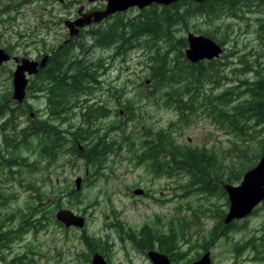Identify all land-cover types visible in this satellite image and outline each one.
Masks as SVG:
<instances>
[{
  "label": "rangeland",
  "instance_id": "374dc122",
  "mask_svg": "<svg viewBox=\"0 0 264 264\" xmlns=\"http://www.w3.org/2000/svg\"><path fill=\"white\" fill-rule=\"evenodd\" d=\"M255 0H246L250 2L251 7L246 8L245 13L246 19H234V18H217L212 21L206 19L198 13L189 15L185 19L189 21L188 28L191 31L195 30H214L221 38H225L224 43L226 44L227 54L222 60L221 68L222 75L226 76L225 80H222L219 86H215L214 82H210L208 78H203V85L206 88H214L215 93L223 91L225 88L238 84L239 78L242 74L240 67L239 56L247 54L246 58H250L254 61L257 56L263 57L264 60V29L261 31V38L258 37V32L262 28V21H264V5L254 7ZM58 2V1H57ZM8 13H2L1 17L7 18V23H2L5 26L0 27V31L5 33V38L10 39L15 44L14 50L21 52L22 54H28L37 56L38 50L35 47H40L38 35L30 33L28 37L19 36V31L26 28H36L39 26L48 25L50 19V12L46 11L45 6L48 8H54L59 13L64 14H75L76 9L81 4L76 5L77 7L70 13L62 11L61 5L56 3V0H49L48 2L43 1H32L31 0H0V6L3 4H9ZM87 5V4H86ZM66 8V7H65ZM70 10V8H68ZM191 9L187 4L181 7V10ZM152 10V9H151ZM162 11V8H158ZM142 12L138 9L130 10L125 18H133L139 16ZM124 18V17H123ZM185 24L181 21L175 26L177 28L175 36L181 38L187 32L184 28ZM46 33V30H43ZM63 28L58 30H52L46 39L50 44H57L56 40L61 38L60 34H64ZM148 37H144V40ZM161 37L155 44H161ZM7 44V43H5ZM182 46V45H180ZM159 47L158 53L160 56L166 55L168 57L175 56L177 52L174 51L175 47L170 49L171 55L167 49L161 46ZM115 47H109L108 51H102L99 49H93L87 51V57L89 58H102L108 57V62H112V70L107 72L106 76V89L110 92L103 95L106 100H110L113 105L117 104V94L114 89L116 88H128L127 93L123 94L121 101L126 102L127 97L134 95L135 89L137 92H147V87L143 86L146 80L151 79L150 73L147 69V65L144 60V55L141 50H131L128 55L124 56L127 58L124 62L121 61V54L112 53V49ZM183 48V47H181ZM78 53L77 49L74 50ZM236 51L234 55L230 56L232 52ZM147 54V52H146ZM173 60V58H169ZM184 58H179L180 62ZM69 65L66 66V68ZM150 67V64L148 63ZM12 66L8 64L5 68L0 71V87H6L9 85V70ZM71 67L70 71L71 72ZM151 69V67H150ZM236 70V71H235ZM112 84V87H110ZM156 86L159 87L158 81H155ZM175 84V83H174ZM194 85H186V89L193 87ZM198 87V86H197ZM130 88L132 90H130ZM151 86V90L153 89ZM166 90L168 87H162ZM185 88V86H184ZM88 93H81L80 96L84 98ZM112 94V95H111ZM78 96V95H77ZM78 96V97H80ZM91 97L101 100L100 94L95 92ZM116 97V100H114ZM136 104L141 107L138 110L139 117L125 125L127 129V136L130 140H134L137 146H140V142L145 138L149 139V136H153L152 129H159L167 127L170 120L175 117V113L159 108L155 102H148V99L139 100L136 99ZM124 116V114H121ZM25 119V117L23 118ZM125 124V123H124ZM119 137H123L120 132ZM92 136V134L88 135ZM178 140L182 144L191 143L193 146H208L214 148L219 154L226 156L227 161L231 160L233 152L230 154L229 151L235 148V145L240 143L239 138L232 132H226L223 128H218L205 117V119H194L189 125L184 127L177 133ZM94 137V136H93ZM237 137V139H236ZM131 154L124 149L120 152L119 157H110L109 165L112 169V175H108V178L104 176H98L93 181V185L88 186L85 189V199L87 202L84 203L76 211L85 212L89 218V224L87 226V233L93 236H99L100 238L106 237V231L104 227L105 219L104 216L108 214L110 218H116L124 222L125 228L130 226L139 228L141 224L148 219L150 222L158 221V226L167 230L169 221L171 219L179 218L178 214H186L188 210L185 204H192L197 206L207 197L200 191L188 190L186 184L188 182V176L185 173L179 175H170L166 173L155 174L151 170L146 169L148 167L145 164L136 165L134 160H130ZM72 167H68L58 174L54 173L56 177L65 180V182H73V180L85 173L84 161L78 160ZM106 172L110 174V169ZM40 183L48 189H51L53 184H47L42 179ZM57 180V179H56ZM55 180V181H56ZM14 187V186H12ZM136 188H142L145 193L142 196H138L134 193ZM214 198H222L217 195ZM94 204L96 207H93ZM0 233L6 232L10 229H16L21 223V218L18 214L11 218L9 214L16 212L14 209L17 207L14 204L11 205H0ZM7 206L5 209L4 207ZM112 208H115L117 212H113L112 216L110 212ZM182 208V209H181ZM263 210L260 211L256 216H252L246 226V230L238 229L233 234V241L240 242L251 239L255 230H261L264 224ZM46 222V232L41 235H35V232L31 230H24L22 232H11L0 242V246L4 245V248H0V255L5 256L6 259L0 261V264H10V261L14 259L17 253L28 254V257H33L36 261L35 264H88V253L89 249L76 229H70L68 232L61 230L52 220L51 215L48 216ZM4 220L5 223L2 222ZM202 224L200 225L201 232L208 231L210 226L213 224L212 221L200 215ZM108 225V224H107ZM192 232L195 234L194 230ZM112 235V233H111ZM197 236H194V239ZM112 239V238H110ZM116 241L113 244V264H151L144 253H140L135 250L131 242L124 238V246H127L128 252L124 249L122 251L123 242L120 239H114ZM105 242V241H103ZM256 243L255 241H253ZM30 244L35 245V248L31 249ZM232 242L226 241L222 243L219 249L215 250V264H264V255L259 254L257 249L252 250L251 248L242 249L238 257L230 252ZM32 250H36L37 253H33ZM50 253L53 255L50 258ZM38 254V256L36 255ZM223 258H226L222 261Z\"/></svg>",
  "mask_w": 264,
  "mask_h": 264
},
{
  "label": "trees",
  "instance_id": "16d2710c",
  "mask_svg": "<svg viewBox=\"0 0 264 264\" xmlns=\"http://www.w3.org/2000/svg\"><path fill=\"white\" fill-rule=\"evenodd\" d=\"M183 3L173 4V8H165L162 11L153 7L152 10L144 11L141 16L135 19H130L127 22L120 21L114 27L97 29L94 31L93 40L95 45L100 47L118 45L120 51L124 46L128 48L141 46L144 36L148 37L149 40L145 42L149 50L148 58L149 60L156 58L157 65H161V67L151 68L150 76L153 77L157 71L161 72L160 75L155 76L159 82V87L166 86L168 87L167 91H170L173 97H180L177 103H174L171 102L169 95L164 94L165 99L170 100L167 103L178 106V109L183 113L187 111L190 116L198 115L197 113H202L203 116L206 114L218 126L234 130L237 135L244 136L245 140L251 137L257 139L254 144L248 141L246 147L239 150L240 154L233 157L228 164L206 147L180 146L176 144L170 132L160 131V134L157 133V140L155 145L149 148L150 155L148 157L153 161L154 166H170L174 172L190 173L196 181L204 182V189H207L214 180L220 182L224 179L223 173L229 175L227 179L230 182L239 180L246 170L256 164L264 151V137H259V134L264 133V69H255V65L264 64V61L258 58L260 56L251 61L250 58H246L247 54H243L239 56L240 64L243 66L238 68L242 72L238 84L225 88L219 93H215L214 88L204 87L203 78H208L217 87L222 80H225V77L221 72V64L219 65L217 61H205L197 65L189 64L190 69L185 68V64L180 62L179 58H184L183 48L180 45L186 46L187 44L184 39H178L174 35L172 28L180 21L186 24L184 12L180 10ZM230 4V9H228ZM201 6L203 7L200 8ZM240 7L242 11L243 6ZM226 9L228 10L222 12ZM196 11H205L210 21L224 17L239 18L241 12L238 13V2L234 0H210L205 4H199ZM204 33L224 42L223 39L225 38H221L216 30L206 29ZM159 36L161 37V44L153 43L155 37ZM157 46L167 49L170 55V49L176 46L174 51L177 53L175 56L168 57L167 52L166 55L157 58L159 51ZM54 58L62 63L53 66V71H50L46 77L54 86L52 104L57 109L62 103L65 104L67 94L72 91L76 93L81 88L84 89L95 77L92 74H85L86 69L82 67V63L78 60L77 62L74 61L75 53L70 51V47H65L56 53ZM169 58H173V60ZM67 65H69L68 67L72 66L71 72H69L70 68H66ZM167 66L172 69L170 73L164 69ZM251 71H255V77L249 74ZM243 74L245 78L242 76ZM152 81L154 83V80ZM189 84L194 86L186 91L175 89V87L184 88V86L186 88V85ZM197 86L198 89L194 92V88ZM36 130H38L39 135H42L44 128L38 126ZM79 132V139L89 141V153L95 151L92 157H88L89 159H96L107 150L105 145L100 146V140L96 141V139L91 138L84 130ZM44 151L43 154H45ZM96 151L99 152V155ZM51 157L49 155V158Z\"/></svg>",
  "mask_w": 264,
  "mask_h": 264
},
{
  "label": "water",
  "instance_id": "95a60500",
  "mask_svg": "<svg viewBox=\"0 0 264 264\" xmlns=\"http://www.w3.org/2000/svg\"><path fill=\"white\" fill-rule=\"evenodd\" d=\"M92 1V0H91ZM109 2L108 8L103 12H97L94 14L86 15L78 19L73 23H67L70 27L71 36H75L79 32V27L90 24L92 21L100 22L103 18L111 13L127 10L129 7L138 6L144 8L152 3H161L165 5L172 4L179 0H107ZM203 1V0H197ZM94 16V20H92ZM190 48L186 51L187 57L192 62H197L205 58H213L220 55L222 48L219 44L204 36H189ZM4 50H0V63L7 60L9 57L5 55ZM36 65L34 64V67ZM27 62L21 66L15 76V96L18 100H22L25 96V88L27 80L25 79L24 72L28 70ZM33 68L30 67L31 73ZM230 190L232 197V208L229 219L235 217H244L251 209L258 204V202L264 198V157L259 166L249 173L242 187L236 190ZM58 218L65 222L68 226L76 225L82 227L84 225V219L79 216H75L71 211L62 210L58 213ZM154 260L158 263L159 256H153ZM164 260V258H161ZM206 260L204 264H207ZM94 264H104L101 260Z\"/></svg>",
  "mask_w": 264,
  "mask_h": 264
},
{
  "label": "bare ground",
  "instance_id": "6f19581e",
  "mask_svg": "<svg viewBox=\"0 0 264 264\" xmlns=\"http://www.w3.org/2000/svg\"><path fill=\"white\" fill-rule=\"evenodd\" d=\"M158 38H160V36L159 37H155V39H154V41H153V43L155 42H157L158 40ZM64 49V48H63ZM62 50V49H61ZM61 50H59V51H57L56 53H58V52H60ZM72 52H74L75 53V51H72ZM56 53L54 54V55H56ZM157 58H161V56H160V54L159 53H157ZM75 61V60H74ZM157 63H158V61H157V59L156 58H152L151 60H149V64H150V67L151 68H157V67H161V65H157ZM164 69H166V70H168V72L170 73L171 71H172V69L170 68V66H167V67H165ZM163 69V70H164ZM154 74V73H153ZM161 74V72H159V71H157L154 75H153V77H152V79L154 80V83H155V81H158L156 78H155V76H157V75H160ZM74 75V74H73ZM175 75V74H174ZM71 76V75H70ZM225 77V79L227 78L226 76H224ZM175 79V78H174ZM175 81H176V79H175ZM50 82V81H49ZM51 83V82H50ZM159 83V82H158ZM52 88H54V86H51V89ZM155 88L157 89V91H158V95H160L161 96V98L164 100L163 102L164 103H167V102H169L170 100H171V102H174V103H177V101H178V99L180 98V97H173L172 96V93L170 92V91H167V89L166 90H163V88L162 87H158V86H156V84H155ZM175 89H178V90H180V89H182V90H184V91H186L187 89L186 88H183V87H180V88H178V87H175ZM198 89V87H196V88H194V92H196V90ZM191 91H193V90H191ZM82 92H80V94H81ZM79 94V95H80ZM164 94H166V95H169V97H170V100H166L165 99V96H164ZM68 95V94H67ZM60 96V95H59ZM35 99L36 100H34V103L36 104V107H40L41 106V102L40 101H38V98L35 96ZM56 99H58V98H56ZM5 107H6V105H3L1 108H0V111H3L4 109H5ZM52 109H55V108H52ZM33 113H36V111H34ZM32 113V114H33ZM27 115H24L23 117H26ZM135 120V117L133 116L132 118H131V121H134ZM42 132V131H41ZM75 136H76V139L77 140H81L83 143L85 142V140H83V139H79L78 138V135L77 134H75ZM44 137L45 138H47V139H49L50 137L49 136H47V135H44ZM58 139V141H59V139L60 138H57ZM93 139H96V141H98L99 140V138L98 137H94ZM56 143H57V141L55 142V143H52L51 145H50V149L52 150L53 148H56ZM85 144V143H84ZM95 146H96V144H95ZM99 147V146H98ZM95 148V147H94ZM94 152L95 151H92V152H88V157H92L93 156V154H94ZM97 152V151H96ZM105 152V151H104ZM104 152L102 153V155L101 156H103L104 155ZM97 154L99 155V152H97ZM100 155L98 156V157H96L97 159L99 158V157H101ZM4 236H5V234H3Z\"/></svg>",
  "mask_w": 264,
  "mask_h": 264
},
{
  "label": "flooded vegetation",
  "instance_id": "af4514ba",
  "mask_svg": "<svg viewBox=\"0 0 264 264\" xmlns=\"http://www.w3.org/2000/svg\"><path fill=\"white\" fill-rule=\"evenodd\" d=\"M48 90H49V88H48ZM52 90H53V88L51 89V99H53V93H52ZM50 91V90H49ZM79 93L78 94H76L75 93V91H72V92H70L69 94H68V96H67V98H66V102H65V104L64 103H62L61 105H60V107H63V108H65V110L66 111H68L69 112V120L73 123V125L75 126V131H74V134H79L80 132V130H84L85 132H87L86 134L87 135H90V134H92V136H91V138H94V137H97V136H94V134L92 133V132H90L89 130H87V129H84V128H82L81 126H79V124H80V122H81V119L79 118V119H77V117L76 116H74V115H71V110L73 109V105H74V100H76V97L75 96H79V94H80V92H83V88H81V89H79V90H77ZM77 96V97H78ZM54 100V99H53ZM47 102H48V100H47ZM49 102H51V100L49 99ZM52 104V103H51ZM50 104V105H51ZM49 105V106H50ZM59 107V108H60ZM52 108H54L53 107V105H52ZM97 135V134H96ZM94 136V137H93ZM79 137V136H78ZM85 143V145L87 146V148H86V152L88 153L89 151H90V148H88V147H90V144H89V141H85L84 142ZM92 152V151H91ZM3 235V234H2ZM4 236V235H3ZM5 237V236H4Z\"/></svg>",
  "mask_w": 264,
  "mask_h": 264
}]
</instances>
